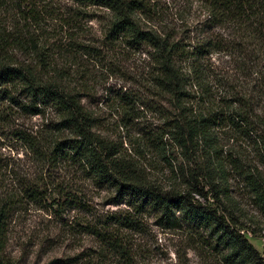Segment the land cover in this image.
I'll return each instance as SVG.
<instances>
[{
  "label": "trees",
  "instance_id": "1",
  "mask_svg": "<svg viewBox=\"0 0 264 264\" xmlns=\"http://www.w3.org/2000/svg\"><path fill=\"white\" fill-rule=\"evenodd\" d=\"M172 1L0 0V139L33 167L0 152V264H23L6 248L30 204L54 239L91 242L45 264H264L229 191L232 174L264 217V0H183L179 26ZM106 75L132 86L103 87L104 112ZM93 189L123 206L96 210ZM150 225L182 233L177 263L148 250Z\"/></svg>",
  "mask_w": 264,
  "mask_h": 264
},
{
  "label": "rangeland",
  "instance_id": "2",
  "mask_svg": "<svg viewBox=\"0 0 264 264\" xmlns=\"http://www.w3.org/2000/svg\"><path fill=\"white\" fill-rule=\"evenodd\" d=\"M171 3V7H167L163 5V2L159 3V7L162 6L163 14L166 15V19L168 23H174L176 26L180 25V21L176 19V14L174 12L179 11L180 8H183L181 5L183 4V0H173ZM12 6L4 5L0 3V20L4 19L10 11ZM11 12V11H10ZM5 15V17H4ZM86 25V24H85ZM87 25L90 27L91 32L99 29V24L95 18L87 21ZM84 27L85 34L83 38L87 37V35H91L92 33L89 31V28ZM53 24L50 22L47 27V36L52 35ZM89 32V33H88ZM142 57L140 59L137 57V62L145 57V53L141 54ZM130 65H133L130 63ZM135 68V67H134ZM103 81L98 82L96 84L97 94L94 96L97 100L98 106L104 112L107 111L104 105L105 102L101 98L102 88L110 86L111 88L115 87H129L132 86L128 82L123 80H119L120 78L113 75L103 76ZM106 106V105H105ZM107 119H111V115L107 114ZM145 120L149 119L143 118ZM39 121V118L34 116L31 119V123ZM147 123V122H146ZM111 126L108 130L109 135H117V131ZM14 141H8L7 139H0V152L2 155L20 157L22 162H26L24 169L22 168V172L26 174H32L33 167H29L28 161L31 160L23 154L21 149H15L13 146ZM167 172L164 171V173ZM230 195L234 196L236 201L239 203V209L237 210V214L242 216V221L249 227V229L254 230L251 233L249 230L245 232L246 237L249 241L255 246V248L264 256V217L260 215L258 210L251 203V199L248 195V191L243 187L239 178L237 176H233L230 174ZM86 184H83L85 187ZM87 198H89L90 203L93 204L96 210L105 212L110 210H115L122 207V204L113 205L109 200H106L104 197L103 191H97L93 189L91 191H87ZM228 204V202H226ZM34 205H28L24 210L19 213L17 219L11 221V225L9 227V242L6 248L7 253H12L14 256H21V261L23 264H45L52 257H59L64 254L74 253L78 250H81L86 245H90L91 242L89 239H85V242H80L78 240H58L54 239L57 235L58 229L61 230V226L54 219L53 216L49 214H45L41 209H37ZM69 215V211L67 212ZM64 221L67 220V214ZM246 217V219H244ZM150 223L153 222V219L150 218ZM150 232L146 234L145 241H148V250L152 251L153 257H158L157 259L164 263L165 261L177 263V254L175 253V249L180 248L183 250V236H181L180 232L170 233L162 231L155 225H150ZM55 236V237H54ZM80 242V243H79ZM79 243V244H78ZM81 245V246H80ZM187 257L188 261L186 264H224L221 260L215 257H207L206 255H201L200 253H195L193 250L187 249ZM182 253V252H180ZM149 253L147 254V256Z\"/></svg>",
  "mask_w": 264,
  "mask_h": 264
}]
</instances>
